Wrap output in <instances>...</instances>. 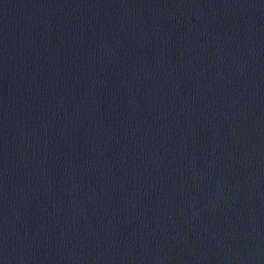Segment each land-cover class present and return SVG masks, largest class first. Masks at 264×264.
Segmentation results:
<instances>
[{
    "label": "water",
    "instance_id": "obj_1",
    "mask_svg": "<svg viewBox=\"0 0 264 264\" xmlns=\"http://www.w3.org/2000/svg\"><path fill=\"white\" fill-rule=\"evenodd\" d=\"M0 264H264V0H0Z\"/></svg>",
    "mask_w": 264,
    "mask_h": 264
}]
</instances>
